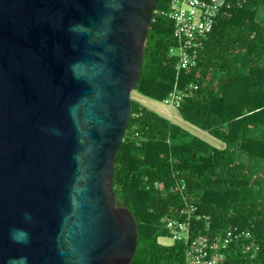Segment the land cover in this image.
I'll return each instance as SVG.
<instances>
[{
  "label": "water",
  "instance_id": "water-1",
  "mask_svg": "<svg viewBox=\"0 0 264 264\" xmlns=\"http://www.w3.org/2000/svg\"><path fill=\"white\" fill-rule=\"evenodd\" d=\"M157 2L0 0V264L132 260L114 159Z\"/></svg>",
  "mask_w": 264,
  "mask_h": 264
},
{
  "label": "trees",
  "instance_id": "trees-1",
  "mask_svg": "<svg viewBox=\"0 0 264 264\" xmlns=\"http://www.w3.org/2000/svg\"><path fill=\"white\" fill-rule=\"evenodd\" d=\"M167 7L168 0H158L135 89L163 100L175 86L198 82L178 112L225 145L131 97L113 175L116 200L137 220L129 264H186L185 241L163 244L158 237L169 234L163 219L180 216L190 201L197 205L194 235L233 226L251 239L264 237V0H232L204 40L197 65L180 69L168 53L173 22L158 12ZM245 242H232L218 264H264V247L246 252Z\"/></svg>",
  "mask_w": 264,
  "mask_h": 264
},
{
  "label": "built area",
  "instance_id": "built-area-1",
  "mask_svg": "<svg viewBox=\"0 0 264 264\" xmlns=\"http://www.w3.org/2000/svg\"><path fill=\"white\" fill-rule=\"evenodd\" d=\"M231 6L232 0H168V7L158 11L173 22V43L168 53L176 60L178 69L197 65L204 40L217 17L228 12ZM199 86L198 82L187 88L175 86L162 101L178 108L190 88ZM196 211L197 205L190 201L181 207L180 216L163 219L173 241L183 240L187 243L186 264H218L225 257L226 248L241 238L247 240L243 245L246 252H255L264 247V237L251 239L250 232L233 226L213 233L192 234L191 218ZM195 218H200V215Z\"/></svg>",
  "mask_w": 264,
  "mask_h": 264
},
{
  "label": "rangeland",
  "instance_id": "rangeland-1",
  "mask_svg": "<svg viewBox=\"0 0 264 264\" xmlns=\"http://www.w3.org/2000/svg\"><path fill=\"white\" fill-rule=\"evenodd\" d=\"M131 97L135 98V99L141 101L142 103H144L145 105L153 108L154 110L159 112L161 115L169 118L170 120L181 124L185 128L189 129L191 132L205 138L206 140H208L212 144L219 146V147H223L225 145L223 141L214 137L208 131L201 129L198 126L193 125L188 121H185L180 116L178 109L176 107H174L170 104H167V103L163 102L162 100L153 99V98H150L148 96H145L142 93H140L139 91H137L136 89H134L132 91ZM158 240H159V242H161L163 244H171L173 241L172 237L168 233L159 235Z\"/></svg>",
  "mask_w": 264,
  "mask_h": 264
},
{
  "label": "clouds",
  "instance_id": "clouds-1",
  "mask_svg": "<svg viewBox=\"0 0 264 264\" xmlns=\"http://www.w3.org/2000/svg\"><path fill=\"white\" fill-rule=\"evenodd\" d=\"M13 236L15 237V231L13 232Z\"/></svg>",
  "mask_w": 264,
  "mask_h": 264
}]
</instances>
